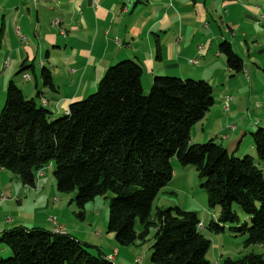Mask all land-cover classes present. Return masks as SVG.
<instances>
[{
    "label": "trees",
    "instance_id": "trees-1",
    "mask_svg": "<svg viewBox=\"0 0 264 264\" xmlns=\"http://www.w3.org/2000/svg\"><path fill=\"white\" fill-rule=\"evenodd\" d=\"M218 50L229 72L243 71L230 43L222 42ZM30 68L22 65L6 88L0 111V170L33 187L37 174L52 164L57 190L76 192L80 210L97 197L111 195L108 231L119 245L145 242L152 234L150 264H208L210 241L195 213L175 207L152 214L153 202L172 180L175 159L196 171L208 206L219 207L217 222L210 221L207 229L220 233L225 225H235L232 229L246 236V245L264 246L263 170L252 157L229 155L212 140L191 142L192 127L214 105L209 83L158 76L145 94L141 66L122 60L107 69L96 93L53 117L27 99L16 83ZM261 73L264 77V68ZM41 77L52 87L46 68ZM250 136L256 158L264 164V128ZM234 206L248 224L239 223ZM87 248L66 233L22 227L0 232V254H8L0 264H114L104 253L90 254ZM221 263L264 261L249 253Z\"/></svg>",
    "mask_w": 264,
    "mask_h": 264
},
{
    "label": "crops",
    "instance_id": "crops-1",
    "mask_svg": "<svg viewBox=\"0 0 264 264\" xmlns=\"http://www.w3.org/2000/svg\"><path fill=\"white\" fill-rule=\"evenodd\" d=\"M224 41L244 62L241 73L264 68V0H0V111L22 65L31 67L24 73L30 79L21 76L27 84L19 88L27 98L39 95L53 117L92 94L107 69L122 60L141 66L144 92L158 76L211 85L219 74L231 73L218 50ZM43 68L52 87L43 84ZM222 120L201 142L212 140L239 156L242 134L229 118ZM10 225L3 227L0 218V232Z\"/></svg>",
    "mask_w": 264,
    "mask_h": 264
},
{
    "label": "rangeland",
    "instance_id": "rangeland-1",
    "mask_svg": "<svg viewBox=\"0 0 264 264\" xmlns=\"http://www.w3.org/2000/svg\"><path fill=\"white\" fill-rule=\"evenodd\" d=\"M249 63L246 71L252 68L253 61ZM260 72L254 73L252 70L247 76L244 73L229 72L230 74L227 73L226 77L223 73L219 74L221 78L217 77L211 84L214 99V105L211 108L213 111L197 122L190 134L194 144H201L203 135L208 137L207 134H212L222 127V118H229L231 124L239 128L238 133L242 134L240 137L242 151L238 152L240 154L237 157H252L264 174V164L257 160L255 152L251 150L250 136L258 128H264V77L262 73L260 75ZM16 78L19 86H26L27 83L22 81L20 75ZM150 88L145 91V94H148ZM96 92L97 89L90 95ZM23 95L28 97L24 89ZM226 95H230L232 101L230 99V104L228 102L227 108L224 109L223 97ZM34 100L38 103L36 97ZM233 104L236 108L232 107ZM228 109V113L223 112V110L227 112ZM202 128L205 133L201 132ZM243 152L245 154H242ZM228 154L232 155L231 152ZM172 169V180L153 202L152 214L157 209L165 210L175 207L184 212L195 213L200 225L205 226L202 234L210 241V247L205 256L208 264H222L224 259L235 260L249 253L261 255L264 261V246L246 245V236L232 229L237 226L225 225L224 231L220 233L207 229L210 221L217 222L219 207L208 206L206 193L201 187L203 181L198 178L192 167L184 168L173 159ZM53 170L52 164L41 170L39 173L42 179L39 182L37 177L33 187L24 186L16 175L0 170V218H2V226L5 225L3 227H11L10 224L14 223L13 228L22 227L54 232V229L60 226L66 234L86 244L90 254L97 255L99 251L108 257L114 254L112 257L115 260L114 264H135L137 259L139 264H150L152 234L145 242L138 241L131 246L119 245L114 239V234L108 231L111 195L97 197L80 210L76 205V192L61 193L57 190ZM233 211L239 218L240 224L244 222L248 224L249 220L237 206L233 207ZM7 257L8 254H0L2 259Z\"/></svg>",
    "mask_w": 264,
    "mask_h": 264
},
{
    "label": "built area",
    "instance_id": "built-area-1",
    "mask_svg": "<svg viewBox=\"0 0 264 264\" xmlns=\"http://www.w3.org/2000/svg\"><path fill=\"white\" fill-rule=\"evenodd\" d=\"M58 24V22L57 21H55V22H53V25H57ZM61 34L62 35H64V32H61ZM21 40H22V42H24L25 44H26V41H25V38L24 37H21ZM23 79L25 80V81H28L29 79H30V77H29V75L28 74H24L23 75ZM230 97H226L225 99H224V109H226L227 108V103L230 101ZM54 232H56V233H62V234H64L65 233V231L60 227V226H58L57 228H55L54 229ZM114 255V254H113ZM113 255L111 256V257H108V258H110V259H112V257H113ZM135 264H139V260L137 259L136 261H135Z\"/></svg>",
    "mask_w": 264,
    "mask_h": 264
},
{
    "label": "bare ground",
    "instance_id": "bare-ground-1",
    "mask_svg": "<svg viewBox=\"0 0 264 264\" xmlns=\"http://www.w3.org/2000/svg\"><path fill=\"white\" fill-rule=\"evenodd\" d=\"M23 43H24V42H23ZM24 44H25V43H24ZM38 176H40V173L37 174V177H38ZM108 259H110V258H108ZM110 260H112V259H110Z\"/></svg>",
    "mask_w": 264,
    "mask_h": 264
}]
</instances>
